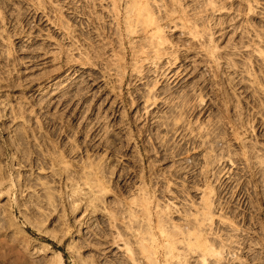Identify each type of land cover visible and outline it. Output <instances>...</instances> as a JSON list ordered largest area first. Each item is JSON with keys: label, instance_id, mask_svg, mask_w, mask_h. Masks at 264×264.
Returning a JSON list of instances; mask_svg holds the SVG:
<instances>
[{"label": "rangeland", "instance_id": "374dc122", "mask_svg": "<svg viewBox=\"0 0 264 264\" xmlns=\"http://www.w3.org/2000/svg\"><path fill=\"white\" fill-rule=\"evenodd\" d=\"M0 264H264V0H0Z\"/></svg>", "mask_w": 264, "mask_h": 264}, {"label": "bare ground", "instance_id": "6f19581e", "mask_svg": "<svg viewBox=\"0 0 264 264\" xmlns=\"http://www.w3.org/2000/svg\"><path fill=\"white\" fill-rule=\"evenodd\" d=\"M4 166H2V167H0V177L3 179V178H5L4 176H6V174H7V169H6V167L5 168H3ZM0 185H2V183L0 182ZM0 194H1V192H0Z\"/></svg>", "mask_w": 264, "mask_h": 264}]
</instances>
